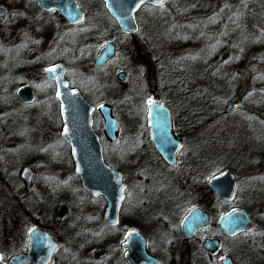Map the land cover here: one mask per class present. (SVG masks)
<instances>
[{"label": "flooded vegetation", "instance_id": "af4514ba", "mask_svg": "<svg viewBox=\"0 0 264 264\" xmlns=\"http://www.w3.org/2000/svg\"><path fill=\"white\" fill-rule=\"evenodd\" d=\"M69 1L0 0V192H8L15 205L29 198L32 219L28 231L20 234L25 244L15 247L11 255L28 251L34 230L55 242L47 264H221L228 257L232 264H249L231 252L241 251L239 242L232 244L237 238L252 240L259 251L264 247L261 201L257 197H247L246 204L238 201L242 186L264 179V103L259 100L256 105L243 90L238 101L229 102L237 103L236 109L226 113L229 103L222 108L226 116L242 111L241 139L253 141L249 159L254 173L238 176L225 165L214 170L216 154L210 151L199 157L192 151L198 140L211 144L215 138L212 111L206 117L199 114V122L194 123L192 105L175 107L161 101L156 79L148 80L158 74L154 71L158 59H150L136 40L135 18L144 6L155 5L139 8L135 31L128 33L119 30L101 0H73L79 19L70 21ZM103 18L107 24L97 33L95 26ZM106 44L112 47V57L99 59ZM72 50L80 66L77 70L71 65ZM116 55L127 67H112ZM141 69L147 103L139 111L138 132L122 138L119 111L96 95L106 96L119 84L132 86ZM261 87L264 84L258 85L253 97ZM65 88L76 89L92 107L90 126L100 157L105 167L120 174L123 198L115 216L107 214L105 198L83 188L74 172L70 143L61 134L63 117L56 96L64 94ZM149 100L158 106L150 107ZM101 105L109 107L116 121L113 135L103 128ZM133 123L129 122L132 128ZM125 140L124 153H119ZM204 169L207 176L201 180ZM224 169L236 182L230 200L213 189L215 185L221 189L223 183L209 182ZM69 175L76 181L77 196L67 190ZM195 208L206 214L205 226L198 212L192 214ZM233 210L239 211L237 215ZM4 211L0 226L14 225L15 219L4 218ZM240 212L247 214L252 228L242 229ZM206 238L218 240L216 248L205 249ZM0 255L4 262L11 256L5 259L1 249Z\"/></svg>", "mask_w": 264, "mask_h": 264}, {"label": "rangeland", "instance_id": "374dc122", "mask_svg": "<svg viewBox=\"0 0 264 264\" xmlns=\"http://www.w3.org/2000/svg\"><path fill=\"white\" fill-rule=\"evenodd\" d=\"M135 19L138 26L136 40L141 42L150 59H158L154 69L157 76H147L149 82L156 79L154 87L161 101L170 102L175 107L192 105L194 123L199 122L196 120L199 114L206 117L207 111L213 113L215 138L211 144L205 139L198 140L192 151L199 157L207 156L210 151L216 154L218 164L214 170L225 165L238 176L245 172L254 173V162L249 159L253 141L241 139L242 111L226 116L222 108L230 101H238L243 90L251 97L250 100L257 101L254 102L256 105L260 101L264 103V87L259 89V95L253 97L257 88L252 86V81L248 88L243 77L254 71L250 60L260 61L262 58L259 46L264 43V0H169L159 8L144 6ZM101 21L95 26L97 33L107 24L104 18ZM73 52L69 53L71 65H75L72 68L77 70L76 66H80ZM113 63L112 67L117 66L119 70L128 65L120 62L118 55ZM138 72L140 76L134 78L132 86L119 84L110 93L112 96L96 95L110 101L119 111L122 138L127 137L130 131L138 132L139 111L147 103L146 94L142 91L145 74L143 69ZM13 117L10 119L14 120ZM129 122H134V128ZM196 138H199L198 134ZM127 143L126 140L120 143L119 153ZM206 170H203L201 180L206 178ZM65 180L69 194L77 196L75 179L69 175ZM261 180L255 178L239 189L238 201L241 204H246L243 200L247 197H257L264 207V179ZM28 199L19 200L15 205L8 192H0V212L5 209L4 218L15 219L14 225L0 226V249L5 259L15 251V247L25 244L20 234L28 231L32 220ZM238 242L241 251L234 253L237 251L232 250L231 254L237 259L242 257L249 264H264V247L259 251L247 238H237L232 244L238 245Z\"/></svg>", "mask_w": 264, "mask_h": 264}, {"label": "water", "instance_id": "95a60500", "mask_svg": "<svg viewBox=\"0 0 264 264\" xmlns=\"http://www.w3.org/2000/svg\"><path fill=\"white\" fill-rule=\"evenodd\" d=\"M104 2L105 10L109 13L111 17L117 22L120 31L133 33L136 28V22L134 20V15L138 12L144 4L162 6L163 3L168 0H101ZM70 11L69 19L70 21H77L79 19L77 8L73 0L69 1ZM1 10V8H0ZM99 59H110L112 57V47L111 45H104L99 52ZM61 102V110L63 117L62 125V137L67 138L70 143L71 148V158L74 163V172L81 179L83 188H85L89 193L94 196L102 195L107 203V214L112 217L117 214L118 206H120L122 195H123V183L120 180V174L114 172L110 168L104 166L102 157H100L101 149L97 142V137L94 135L90 124L91 121V111L92 107L84 101L78 91L68 90L65 88L64 94L56 95ZM158 104L153 102L150 107H157ZM237 103L231 102L225 107V112L230 113L233 109H236ZM99 115H101L102 125L106 133L113 135L116 132L117 126L115 125V119L109 114V107L106 105L99 106ZM163 112L166 110H162ZM234 175L224 169L221 173L214 176V178L209 181L211 184L215 181L224 184L225 190L223 189V184H221V190L218 186H214L215 192L223 198L233 197L235 193L236 182L234 181ZM31 183V182H29ZM222 191V192H221ZM205 222V226L208 221L206 214L201 213L200 210L195 208L193 210V215H198ZM233 213L239 211H231ZM231 213V214H233ZM244 216L242 222V229L247 230L253 227V223L250 222L247 214L240 212ZM237 215V213H236ZM204 218V219H203ZM224 221V220H223ZM31 239L28 242V251L20 253V255H11L6 262L2 259L0 255V264H19L21 261L29 260L30 264H47L49 261L51 250L55 246V242L50 241L48 236L43 231H31ZM218 240H210L206 238L202 243L205 249L213 250L216 248ZM45 243H47L45 245ZM215 246V247H214ZM231 259L225 258L221 264H232Z\"/></svg>", "mask_w": 264, "mask_h": 264}, {"label": "trees", "instance_id": "16d2710c", "mask_svg": "<svg viewBox=\"0 0 264 264\" xmlns=\"http://www.w3.org/2000/svg\"><path fill=\"white\" fill-rule=\"evenodd\" d=\"M231 2H234V0H230ZM259 49L262 50V53H260V55L262 56L260 61H256V59L254 60L253 58L250 60L251 61V67L254 68V71L250 74H245L244 72V76L245 77V84L247 82L248 84V88H250V81H252V86L257 88L258 85H262L264 84V43H261V46H259ZM260 76H255L256 73H260ZM150 76V75H149Z\"/></svg>", "mask_w": 264, "mask_h": 264}, {"label": "snow or ice", "instance_id": "6c2138e0", "mask_svg": "<svg viewBox=\"0 0 264 264\" xmlns=\"http://www.w3.org/2000/svg\"><path fill=\"white\" fill-rule=\"evenodd\" d=\"M47 71H49V72H54L55 69H47ZM58 95H59V93H58ZM148 104L151 106V105L153 104V102H152L151 100H149V101H148ZM33 231H34V230H33Z\"/></svg>", "mask_w": 264, "mask_h": 264}]
</instances>
